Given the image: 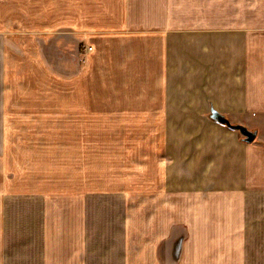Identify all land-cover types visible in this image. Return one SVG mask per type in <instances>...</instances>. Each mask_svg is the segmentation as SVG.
<instances>
[{"label": "crops", "instance_id": "obj_1", "mask_svg": "<svg viewBox=\"0 0 264 264\" xmlns=\"http://www.w3.org/2000/svg\"><path fill=\"white\" fill-rule=\"evenodd\" d=\"M2 3L0 264H264V0Z\"/></svg>", "mask_w": 264, "mask_h": 264}, {"label": "rangeland", "instance_id": "obj_2", "mask_svg": "<svg viewBox=\"0 0 264 264\" xmlns=\"http://www.w3.org/2000/svg\"><path fill=\"white\" fill-rule=\"evenodd\" d=\"M17 5H20V3H16ZM7 4L5 3H2L1 5H0V8L1 9H3L4 10V13H3V15L2 16H0V18H3L5 15V12L6 11H8L9 9H10V7H9V5H7ZM7 13V12H6ZM16 24V23H15ZM15 24H13V23H11V29H13L14 31L13 32H15L14 34H11L12 36H14V37H16L17 38V40H18V42H24V41H27V39L28 40H31V38H28V34H26L25 32L23 33V29H20L19 28V26L18 25H15ZM15 26V27H14ZM17 27V28H16ZM38 36V35H37ZM33 38V37H32ZM23 53V50H21V53L19 54L20 56H22L21 54ZM19 56V57H20ZM21 68H23V67H20L19 69H20V71H19V69L17 70V71H15V78H16V81L17 82H15L16 83V86H18V84H22L23 86H27V83H25L24 82V79H26V78H24V69H22V71H21ZM23 75V76H22ZM30 77V76H29ZM24 78V79H23ZM27 80V79H26ZM21 86V85H20ZM30 86H31V89H34L35 87H36V83L34 82H30ZM28 88V87H27ZM36 89V88H35ZM52 132V133H51ZM49 133H51V135H49ZM47 136L48 137H50V136H53V134H54V131H51V130H48L47 131ZM47 137V138H48ZM67 138H69V134H67L66 135V138L64 139V141H63V144H69V139L67 140ZM51 145H53V142H52V140H50L49 139V143H48V146L46 147L47 148V159H48V162H46V165H47V170H46V172H47V179H49V180H47V182H48V185L50 184V186H54V187H56V186H61L60 184L59 185H57L56 184V179H58V178H60V177H58L55 173H57L58 174V171H60L61 169H62V178L63 177H65V174H69V170H67V168H69V159L67 158L66 160H65V162L64 163H67V164H62V163H59V162H57V167H55V160H54V157H53V155L55 156V151H53V149H54V147L53 146H51ZM69 151H70V146H67V145H62V147H61V156H67V155H69ZM69 157V156H68ZM55 162H54V161ZM66 161H68V162H66ZM65 168H66V171H65ZM57 169V170H56ZM95 183L96 184H99V185H101V183H102V178H95ZM97 182H99V183H97ZM56 184V185H55ZM104 187V186H103ZM131 201H133L134 199H130ZM113 212L115 213V214H118V213H120V212H122V211H120L119 209H117V210H113ZM117 212V213H116Z\"/></svg>", "mask_w": 264, "mask_h": 264}, {"label": "water", "instance_id": "obj_3", "mask_svg": "<svg viewBox=\"0 0 264 264\" xmlns=\"http://www.w3.org/2000/svg\"><path fill=\"white\" fill-rule=\"evenodd\" d=\"M208 119L218 121L222 124L227 125L228 127L240 131V133L244 136V140L246 142H252L256 139L257 133L249 129L248 127L242 124H234L231 123L228 117L218 111L211 109L210 114L208 115Z\"/></svg>", "mask_w": 264, "mask_h": 264}]
</instances>
